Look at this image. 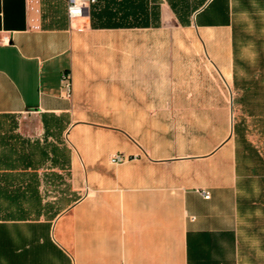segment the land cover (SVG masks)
Returning <instances> with one entry per match:
<instances>
[{"label": "crops", "instance_id": "crops-1", "mask_svg": "<svg viewBox=\"0 0 264 264\" xmlns=\"http://www.w3.org/2000/svg\"><path fill=\"white\" fill-rule=\"evenodd\" d=\"M66 3L0 0V115L66 118L74 194L44 211L65 194L42 188L50 157L35 167L1 143L0 264H264V203L247 202L222 88L232 0H206L188 25L165 0L156 24L152 0H97L80 20Z\"/></svg>", "mask_w": 264, "mask_h": 264}, {"label": "rangeland", "instance_id": "rangeland-1", "mask_svg": "<svg viewBox=\"0 0 264 264\" xmlns=\"http://www.w3.org/2000/svg\"><path fill=\"white\" fill-rule=\"evenodd\" d=\"M232 11L234 76L222 88L226 97L228 87L232 95L233 140L238 168L244 175L247 202L258 200L264 203V0H232ZM65 120L33 113L0 115V145L16 149L19 154L27 150L32 154L35 167L44 156L42 150L50 157L47 163L40 165V172L47 178L46 183L49 179V184L42 188L65 190V194L60 193V200L55 199L56 203H51L57 193H48L43 207L46 212H54L66 201L74 199L72 192L69 195L68 173L64 164L68 149L63 144L65 136L61 128ZM222 133L224 135L225 130ZM53 163H59L54 170L59 171L61 180L55 173L45 170L53 167Z\"/></svg>", "mask_w": 264, "mask_h": 264}, {"label": "trees", "instance_id": "trees-1", "mask_svg": "<svg viewBox=\"0 0 264 264\" xmlns=\"http://www.w3.org/2000/svg\"><path fill=\"white\" fill-rule=\"evenodd\" d=\"M171 11L175 14L178 22L182 25H188L192 14L199 9L206 0H165ZM160 8L159 5L152 0L151 18L154 24L159 21ZM3 169H15L14 163H7Z\"/></svg>", "mask_w": 264, "mask_h": 264}, {"label": "built area", "instance_id": "built-area-1", "mask_svg": "<svg viewBox=\"0 0 264 264\" xmlns=\"http://www.w3.org/2000/svg\"><path fill=\"white\" fill-rule=\"evenodd\" d=\"M66 12L69 20H80L88 15V4L97 0H66ZM62 89L64 95L69 97L71 93V85L67 75L62 76ZM126 159V156L121 152H113L109 155L111 164H119ZM203 196L209 197V192L203 190Z\"/></svg>", "mask_w": 264, "mask_h": 264}]
</instances>
